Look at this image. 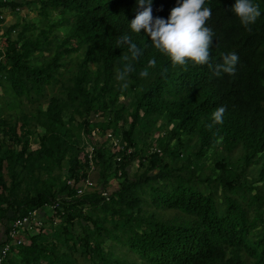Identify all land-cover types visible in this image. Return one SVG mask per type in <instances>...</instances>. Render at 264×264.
<instances>
[{"label":"trees","instance_id":"obj_1","mask_svg":"<svg viewBox=\"0 0 264 264\" xmlns=\"http://www.w3.org/2000/svg\"><path fill=\"white\" fill-rule=\"evenodd\" d=\"M180 2L152 0L153 16ZM253 2L246 28L235 0H205L209 64L181 66L131 30L137 0H0L22 20L0 17V245L13 220L44 212L1 264H264V0ZM229 53L235 73L214 75Z\"/></svg>","mask_w":264,"mask_h":264},{"label":"clouds","instance_id":"obj_2","mask_svg":"<svg viewBox=\"0 0 264 264\" xmlns=\"http://www.w3.org/2000/svg\"><path fill=\"white\" fill-rule=\"evenodd\" d=\"M137 4L142 10L138 11L130 22L133 32L140 33L143 29L150 36L153 46L170 57L174 65L183 66L188 61L196 65L209 64L215 33L206 26L212 10L204 6L205 0H181L178 6L171 10L167 19L153 16L152 0H137ZM231 10L246 28L254 24L261 15L259 5L253 0H235ZM117 43H127L133 58H138L141 54V49L127 35L122 36ZM238 60L236 53L224 55L223 63L215 65L214 75L234 74ZM149 64L154 67L155 61H150ZM130 70V66L126 65L124 72L117 75V79L124 80ZM140 75L147 76L148 72L142 71ZM122 87L126 88L127 84H122ZM225 111L226 108L220 106L212 113L214 124L223 123ZM211 127L210 124L209 128Z\"/></svg>","mask_w":264,"mask_h":264},{"label":"built area","instance_id":"obj_3","mask_svg":"<svg viewBox=\"0 0 264 264\" xmlns=\"http://www.w3.org/2000/svg\"><path fill=\"white\" fill-rule=\"evenodd\" d=\"M2 17V15H0ZM94 134V132H93ZM106 136H111L110 133H107ZM91 151V148L89 149ZM90 156V155H89ZM92 180L87 177L84 180V183L81 187L78 189V194H82L84 188L87 186H90L92 184ZM102 194H107L106 192H102ZM58 205V201L51 202V203H44L43 208L46 210V212L54 210ZM44 214L41 208L34 207L31 210L27 212L24 216L17 218L12 221L9 230L7 234L4 236V240H6L7 237L11 239V242H5L4 244L0 245V264L2 263V260L5 258L7 252L10 250V245L12 243L19 244L23 242L22 235L26 234V231H34L35 229L41 228L43 225L41 216ZM46 231V230H44ZM3 240V241H4Z\"/></svg>","mask_w":264,"mask_h":264},{"label":"rangeland","instance_id":"obj_4","mask_svg":"<svg viewBox=\"0 0 264 264\" xmlns=\"http://www.w3.org/2000/svg\"><path fill=\"white\" fill-rule=\"evenodd\" d=\"M19 14H20V16H24V15H26V17L27 18H30V17H34L35 15H37V12H36V10L35 9H27V8H25L24 6L20 9V11H19ZM3 22L5 23V25H7L8 23H14V21H18V22H21L22 23V20L19 18V16L17 15V14H15V13H11L10 12V10L8 9V10H6L3 14ZM64 26H62V27H60L59 28V30H61L62 32L64 31ZM57 41L59 42L60 41V37H58L57 38ZM43 54L44 55H47V52H43ZM75 60V58L73 57V61ZM51 92V91H50ZM49 92V93H50ZM2 92H1V90H0V94H1ZM45 102H43V104H42V106L44 107L45 106ZM38 131L41 133L42 132V128H38ZM212 150H211V148L209 149V151H208V154L211 152ZM209 162V161H208ZM94 176H92L91 178H90V176H89V178L92 180V182H93V178ZM94 184H95V182H94ZM94 184H92V185H90V186H87L86 188H89V187H91V186H93ZM115 186H116V182H113V184L112 183H110V185H109V187H108V189L109 190H112L113 188H115ZM84 193V192H83ZM44 229H46L47 230V228L44 226ZM35 231L37 232L38 231V229H35ZM109 244V241L108 240H106L105 241V243H104V248L107 246ZM77 254H79V251L77 250ZM136 260H137V262H139L140 261V259L139 258H136Z\"/></svg>","mask_w":264,"mask_h":264},{"label":"crops","instance_id":"obj_5","mask_svg":"<svg viewBox=\"0 0 264 264\" xmlns=\"http://www.w3.org/2000/svg\"><path fill=\"white\" fill-rule=\"evenodd\" d=\"M91 175H92V176H94V177H93V178H94V179H93V181H94V180H95V178H96V177H95V176H96V173H95V172H93ZM92 176H91V177H92Z\"/></svg>","mask_w":264,"mask_h":264}]
</instances>
